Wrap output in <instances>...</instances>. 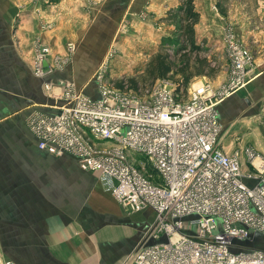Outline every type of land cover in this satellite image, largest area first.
<instances>
[{"label":"built area","instance_id":"built-area-1","mask_svg":"<svg viewBox=\"0 0 264 264\" xmlns=\"http://www.w3.org/2000/svg\"><path fill=\"white\" fill-rule=\"evenodd\" d=\"M224 41L226 82H198L187 99L167 79L146 89L113 88L109 59L95 73L94 98L73 80L55 79L70 62L59 63L37 42L33 73L45 79L51 100L48 110L27 116L38 148L110 178L112 195L130 212L156 215L122 264H264V151L247 146L228 154L219 110L256 77V57L233 31L225 30ZM75 50L69 42L66 57Z\"/></svg>","mask_w":264,"mask_h":264},{"label":"crops","instance_id":"crops-1","mask_svg":"<svg viewBox=\"0 0 264 264\" xmlns=\"http://www.w3.org/2000/svg\"><path fill=\"white\" fill-rule=\"evenodd\" d=\"M28 1L24 8L21 6L24 12H20L16 0H0V154L8 153V158L0 156V261L4 258L15 264H122L126 256L145 241L147 231L156 220L155 213L150 209L129 212L123 208L111 193L114 181L94 172L83 171L72 156H60L55 161L57 169L59 165L60 169L68 170H61L57 176L73 175L68 186L65 178H50L49 162L46 165L41 163L40 169L31 172L35 161L19 160V135L24 143L28 141L36 145H26L25 148L33 149L41 157L48 155L38 148L25 121L26 116L36 108L48 110L45 106L51 102L44 94L45 79L33 73L32 42L35 36L40 35L54 52L57 50L64 55L68 41H76L79 48H84L80 57L84 54L87 56L86 50L92 49L93 44L89 39L85 42L87 44H83L85 40L77 34L87 32L90 28L87 24L92 18L119 16L138 22L140 12L146 8L175 7V0H89L87 3L84 0H61L44 3L46 10L43 4ZM201 3L197 0L196 5L203 16L205 10L199 8ZM99 8L101 13H97ZM18 15L23 17L20 23L16 22ZM44 19L53 23L52 29H43L41 24H44ZM261 27L253 26L248 31L252 41L248 45L257 53L264 49V30ZM102 56L101 52L95 58ZM72 62L53 77L76 82L69 70L72 67L75 71L78 61ZM261 62L264 64V60ZM83 64L82 68L89 71H92L90 67L96 66ZM255 78H259L264 86V69ZM254 79L247 84V88L231 95L234 100L241 98L240 103L246 102L247 107L240 109L242 118L250 121L247 127L251 122L264 121V89H257ZM77 84L85 91L89 90L86 83ZM223 102L219 104L220 116L228 119L227 113L239 110L234 109L232 103L222 109ZM238 128L242 126L237 125ZM12 139L13 144H9ZM63 158L70 160H61ZM51 184L55 192L53 200L48 197ZM82 195L91 209L74 211L72 196L80 198ZM142 212L152 214L149 223L139 222ZM99 217L102 220L98 226ZM140 227L145 228L138 236Z\"/></svg>","mask_w":264,"mask_h":264},{"label":"rangeland","instance_id":"rangeland-1","mask_svg":"<svg viewBox=\"0 0 264 264\" xmlns=\"http://www.w3.org/2000/svg\"><path fill=\"white\" fill-rule=\"evenodd\" d=\"M19 4L18 10L20 12H24V4L28 0H16ZM34 3H41L44 6V3H57L61 0H33ZM89 0H84V3H87ZM29 2V1H28ZM182 0H175L174 6L168 8L166 6L158 9L153 8H146L139 14V20L138 22L132 21V19H129V17H119L115 16L114 18H101L91 19L87 26H90L89 29H87V32H83L82 35L77 34L82 40H85L83 44L88 39L93 44L92 49H88L87 56L84 54V56L80 57V53H84L81 50H84L83 47L79 48L78 43L76 41H68L75 44L76 50L74 53L70 54L66 57V53L62 55L57 52L53 51L54 56L56 57L55 60L61 63V60L65 59V63H71L72 61L75 62L78 61L77 68L75 71H73L72 67L69 70L71 74L75 77L76 83L77 82H83L88 85L89 90H86V92L90 95H92L94 98L99 97L98 91H97V82L95 81V73L97 72L98 68L100 67L101 63L107 59H109V70L107 74L108 83L113 88H117L118 84L124 83L125 85H128V82L135 78L138 80V86L139 89H146L151 87L155 82H152L149 78L145 77L146 69L151 61L152 56L161 48L165 49L176 61L177 57L174 56L176 50L178 49V46H174L173 42L171 44H164L163 46V40L167 37L171 38H179L178 40L181 41V45L188 44L186 38H182L181 36L177 35L176 28L180 24V16L176 14L172 8H176L181 4ZM197 2V0H196ZM202 2V3H201ZM219 0H200L199 8L204 9L205 13L203 12V16H201L200 13V21L198 24L195 25L196 30V36L195 41L197 44L201 46V49L199 53H195L193 57L198 56V58L201 59H208L209 66H208V74L206 76H198L195 77L188 89L186 90L184 87L181 88L180 94L184 99H187L190 95V92L192 88H194V84L198 82L208 81L214 85V87L222 86L227 79V69H228V57L226 52V45L224 41V35L225 30H231L233 31L238 38L243 40L245 44H251L250 35L248 34V31L253 26H262L261 29L264 30V0H228L227 2L222 3V7L225 8L226 14L221 13L219 7H218ZM90 3V2H89ZM88 3V4H89ZM23 6V8L21 7ZM204 6H206L204 8ZM4 7V4H3ZM47 6H44L46 10ZM101 8L97 10V13H101ZM23 10V11H22ZM196 10L197 5H196ZM114 15H116V12H114ZM41 17V16H40ZM203 17V18H202ZM17 21H19L22 17V15L16 16ZM15 18V19H16ZM42 19V18H41ZM41 24L43 29H52L54 26L53 23H50L44 19ZM214 22V23H213ZM20 23V21H19ZM218 24V25H217ZM16 26H19L17 24ZM17 30V29H16ZM16 30L14 32V35H16ZM76 31L74 30V33ZM44 43L42 41V37L40 35L35 36L33 39L32 44V64L33 60H35V53L36 49L38 47V43ZM104 42V44H103ZM67 43V44H68ZM45 44V43H44ZM248 45V46H249ZM49 46V45H48ZM50 47V46H49ZM181 46H179L180 48ZM52 49V48H51ZM67 49V46H66ZM250 49L254 52V55L256 57V77H258V74L262 69H264V64L259 61L264 60V49L262 51L259 50L257 53L256 50H254L252 47ZM103 53L102 58L96 59L95 57H98L100 53ZM190 54V53H189ZM59 56L60 58H58ZM74 56V57H73ZM80 59L82 62H80ZM93 62H91V60ZM260 59V60H259ZM86 61V62H85ZM88 61V62H87ZM72 62V63H73ZM97 62V63H95ZM83 63H86V66L94 64L93 68L90 67V70H85V67L82 68L84 65ZM260 64V65H259ZM69 65V64H68ZM67 65V66H68ZM66 65L63 67L64 69L67 67ZM82 68V69H81ZM89 68V67H88ZM216 71L215 75H212L213 71ZM35 75V74H34ZM256 80L254 82L255 87L259 90H263L264 86L262 82H259V78H255ZM78 85V84H77ZM178 86V85H177ZM249 86V85H247ZM245 86L243 89L247 88ZM95 88V90H93ZM44 90V88H43ZM93 91L92 93L90 91ZM240 91V90H239ZM255 92H252L253 95ZM45 94V91H44ZM240 99L234 100V97L231 96L228 99H225L223 102L221 108L223 109V106H226L228 103L234 104V109H239L237 112L234 113L232 110L231 112L227 113L228 119L225 118L224 115H221V120L223 121V125L225 130H223L221 135V144L226 149V152L228 154H232L238 150H244L247 146H253L257 151L263 152L264 151V121H261L260 123H250V127H247V119L242 118V112L240 108H244L246 106V102L240 103ZM247 107V106H246ZM253 110V109H252ZM244 117V116H243ZM26 124H27V116H26ZM263 122V123H262ZM239 126H242V128H238ZM237 131L239 133H237ZM242 131V132H240ZM20 138V139H19ZM19 139V140H18ZM18 140L19 148H18V157L21 159L26 160H32L35 161V165L32 166L31 172H34L37 169H40L39 166L41 163L49 162V171H50V178H58L63 180L65 178V183L68 185L71 184V178L73 175L71 174H60V176H57L58 173L62 171H68L64 169H60L59 165H57L58 169L56 168L55 161L59 160V158L51 155L48 153L47 157H41L38 156L33 152V149H27L25 148L26 145L29 146H36L33 143L23 142L22 137L19 135ZM14 139L10 141L9 144H13ZM8 144L6 141H1ZM3 144V143H2ZM8 144V145H9ZM31 144V145H30ZM108 145V144H107ZM45 152V151H44ZM47 154V152H46ZM134 157L136 158V161H141L144 159V157L140 154L133 153ZM0 156L8 158V153L2 152ZM13 156V154H12ZM61 160L69 161L68 158H63ZM62 170V171H61ZM247 181V180H245ZM249 184L252 183V181H248ZM36 187H39L38 185H35ZM54 186L50 185V193L48 194V197L50 200H53L54 197V191L52 190ZM74 199V205L73 210L79 211L81 210H89L91 209L89 206L88 201L86 200L85 196L82 195L80 198H77L78 196H72ZM68 200V198H67ZM68 204L71 203V201L68 200ZM124 208V207H123ZM126 209V208H125ZM128 210V209H127ZM129 211V210H128ZM130 212V211H129ZM151 213H140V220L139 222H147L149 223L152 218ZM101 217L97 219V225H101ZM79 225H81L79 223ZM86 225V224H84ZM145 228V227H144ZM143 227H140L138 231V236L141 235V231L144 229ZM261 237V242L264 247V233H259L258 235ZM2 259V258H1ZM14 262L10 260H3L0 261V264H8Z\"/></svg>","mask_w":264,"mask_h":264},{"label":"trees","instance_id":"trees-1","mask_svg":"<svg viewBox=\"0 0 264 264\" xmlns=\"http://www.w3.org/2000/svg\"><path fill=\"white\" fill-rule=\"evenodd\" d=\"M228 0H219L218 7L221 13L226 14L225 8L222 7L223 2ZM180 16V24L176 28L178 36L186 38L189 42L187 45L182 44L179 38L167 37L163 40L164 44H171L173 42L174 46H178L174 56L177 57L175 61L173 57L165 50H158L151 58L149 62L145 77L149 78L152 82L158 80H171L177 84V91L180 92L181 88L184 87L186 90L190 86L192 80L198 76H206L208 74V59H201L198 56L193 57L195 53H199L201 46L196 43L195 36L196 30L195 25L200 21V13L196 10V0H182L181 4L172 8ZM179 46H181L179 48ZM190 53V54H189ZM214 70L211 74L215 75ZM119 89H124L125 84H118ZM129 89L138 90V80L132 78L128 82ZM150 174H155L156 171L149 168Z\"/></svg>","mask_w":264,"mask_h":264}]
</instances>
